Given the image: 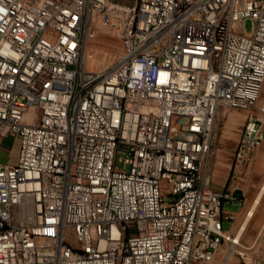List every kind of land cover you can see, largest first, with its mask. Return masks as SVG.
Listing matches in <instances>:
<instances>
[{"label":"built area","instance_id":"2783aa9c","mask_svg":"<svg viewBox=\"0 0 264 264\" xmlns=\"http://www.w3.org/2000/svg\"><path fill=\"white\" fill-rule=\"evenodd\" d=\"M99 35L120 47L91 67ZM262 88L264 0H0V264H264V223L223 229L236 190L208 161L237 109L249 167Z\"/></svg>","mask_w":264,"mask_h":264},{"label":"rangeland","instance_id":"374dc122","mask_svg":"<svg viewBox=\"0 0 264 264\" xmlns=\"http://www.w3.org/2000/svg\"><path fill=\"white\" fill-rule=\"evenodd\" d=\"M251 28L252 25L250 20L246 19L243 23V29L248 32ZM119 47L120 46L116 40L105 35H99L97 38L89 40L86 43L84 50L88 48L86 50L89 51L90 56L92 55L88 60L89 65L91 67H97L101 65L102 57L105 56L106 52H114L118 50ZM261 94H264V88H262ZM232 111H237V109L219 110L212 135L208 161L209 168L212 170V159L215 150L218 148L221 156L218 164V178L223 180L224 177H227L226 184L230 183L234 185L235 190H240L241 192L240 198L233 201H225L222 205L223 211L235 213V218L232 222L228 220L223 221V229H232L236 231L247 208L255 197L260 184L264 181V141H262L259 146L249 167L245 170L233 172L230 169V164L232 161L233 149L236 144L235 133L237 132V129L241 127L242 119L237 116L234 121L228 124L226 119L228 113ZM262 133H264V124H262ZM12 141L13 139L11 137L4 138L1 149V160H6L10 153L11 157L15 158L18 149L17 145L12 146ZM216 152L218 151L216 150ZM115 165L117 167L123 166V156L121 154L116 155ZM261 194L262 195H260L261 197H259L260 199L253 210L252 216L249 217V220L240 235V239L243 242H250L256 236L262 223H264V192ZM237 262V258L234 254L228 264H239Z\"/></svg>","mask_w":264,"mask_h":264},{"label":"crops","instance_id":"0c3cea01","mask_svg":"<svg viewBox=\"0 0 264 264\" xmlns=\"http://www.w3.org/2000/svg\"><path fill=\"white\" fill-rule=\"evenodd\" d=\"M241 117V119H242V124H241V127H242V125H243V121H244V116H245V111H243V110H237V111H232V112H229L228 113V116H227V122H228V124H230L232 121H234V119H235V117ZM241 127H239V129H237V132L235 133V143L237 142V139H238V135H239V131H240V129H241ZM230 138V137H229ZM216 150L218 151V152H216ZM215 150V152H214V156H213V159H212V173H213V184H214V187H216V188H220V187H222V186H224L225 184H226V180H227V177H224V179L223 180H221V179H219L218 177H219V175H218V167H219V158L221 157L220 156V152H219V149L217 148ZM233 151H234V149H233ZM232 185V184H231ZM262 185H264V181H262V183L260 184V186H259V188L262 186ZM232 186H234V185H232ZM235 187V186H234ZM259 190V189H258ZM257 194H258V191H257V193H256V195H255V197L253 198V200L251 201V203H250V205H249V207L247 208V210H246V212H247V214H246V212H245V214H244V216H243V218H242V220H241V222H240V224H239V228H241V226H242V224L246 221V223H245V225L247 224V222H248V220H247V218H249L251 215H250V211H251V207L253 206V204H254V202H255V200H256V196H257ZM262 195V194H261ZM261 197V196H260ZM260 199V198H259ZM254 209H255V207H254ZM253 209V210H254ZM235 214V213H234ZM245 228V227H244ZM244 230V229H243ZM242 230V231H243ZM235 230H233V232H234ZM242 233V232H241ZM241 233H240V235H241Z\"/></svg>","mask_w":264,"mask_h":264},{"label":"bare ground","instance_id":"6f19581e","mask_svg":"<svg viewBox=\"0 0 264 264\" xmlns=\"http://www.w3.org/2000/svg\"><path fill=\"white\" fill-rule=\"evenodd\" d=\"M169 142H171V143H188V135L176 134V133H169ZM262 192H264V185H262L259 188V190H258V194L256 196V200H255L253 206L251 207V211H250L251 212L250 213L251 216L253 214V209L256 206V204L258 203L259 197H260V195H261ZM247 212H246V214H247ZM248 219L249 218H247V220ZM245 223H246V221L242 224L241 228H239V225H238V227L236 229V232H237L238 235H240V233L244 229Z\"/></svg>","mask_w":264,"mask_h":264},{"label":"water","instance_id":"95a60500","mask_svg":"<svg viewBox=\"0 0 264 264\" xmlns=\"http://www.w3.org/2000/svg\"><path fill=\"white\" fill-rule=\"evenodd\" d=\"M240 195H241L240 190H236V192H235V196H236V198H240Z\"/></svg>","mask_w":264,"mask_h":264}]
</instances>
